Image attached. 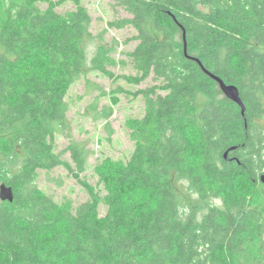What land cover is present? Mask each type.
<instances>
[{
    "label": "trees",
    "instance_id": "obj_1",
    "mask_svg": "<svg viewBox=\"0 0 264 264\" xmlns=\"http://www.w3.org/2000/svg\"><path fill=\"white\" fill-rule=\"evenodd\" d=\"M115 1L132 18L112 26L138 32V75L126 79L160 85L139 91L135 150L107 160L100 191L80 177L86 145L68 147L73 164L56 151L91 15L82 0H0V186L14 193L0 198V264H264V0ZM66 2L76 10L60 14ZM108 51L92 59L105 74ZM204 69L239 89L245 114ZM58 167L88 201L39 187V172Z\"/></svg>",
    "mask_w": 264,
    "mask_h": 264
},
{
    "label": "rangeland",
    "instance_id": "obj_2",
    "mask_svg": "<svg viewBox=\"0 0 264 264\" xmlns=\"http://www.w3.org/2000/svg\"><path fill=\"white\" fill-rule=\"evenodd\" d=\"M82 4L92 17L91 39L86 44L87 68L66 96V126L57 136L56 151L63 160L73 164L68 147L73 143L86 145L91 155L87 169L80 177L83 182L102 191L99 170L102 171L107 160L127 161L135 150L129 125L141 119L146 108V100L139 91L160 85V81L154 76L141 84L126 79L138 75L130 53L139 41L138 32L132 25L127 24L120 29L112 26L115 22L132 18L124 7L115 0H82ZM40 7L45 9L47 5ZM75 10L72 2H66L57 9L60 14ZM101 46L109 48V61L104 62L108 74L97 70L92 64ZM37 67L40 64L31 66ZM38 185L58 203L70 202L78 207L89 199L83 183L61 167L40 171ZM192 202L197 206L203 205L197 199ZM190 204L186 203L187 210ZM105 214L106 207L102 206L101 215Z\"/></svg>",
    "mask_w": 264,
    "mask_h": 264
},
{
    "label": "water",
    "instance_id": "obj_3",
    "mask_svg": "<svg viewBox=\"0 0 264 264\" xmlns=\"http://www.w3.org/2000/svg\"><path fill=\"white\" fill-rule=\"evenodd\" d=\"M185 52H187V44L185 43ZM199 62V61H198ZM199 64L202 66V64L199 62ZM203 67V66H202ZM205 70V69H204ZM205 72L207 74H209V76H211L214 80H216L219 85L221 90L223 91V93L232 101H234L235 103H237L241 108H242V113L245 114L246 111V107L244 102L242 101L241 97H240V92L239 89L236 86L233 85H227L221 78H219L218 76L209 73L207 70H205ZM237 147H231L229 148L225 154H224V158L226 160H230L229 159V153L231 151L236 150ZM262 182L264 183V176H262ZM0 198L3 201H9V202H13L14 201V193H13V189L11 187H8L6 185H1L0 186Z\"/></svg>",
    "mask_w": 264,
    "mask_h": 264
}]
</instances>
